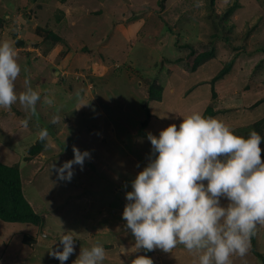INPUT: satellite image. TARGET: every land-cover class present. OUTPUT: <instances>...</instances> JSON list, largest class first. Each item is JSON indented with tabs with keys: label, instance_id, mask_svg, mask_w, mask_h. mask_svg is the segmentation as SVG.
<instances>
[{
	"label": "rangeland",
	"instance_id": "rangeland-1",
	"mask_svg": "<svg viewBox=\"0 0 264 264\" xmlns=\"http://www.w3.org/2000/svg\"><path fill=\"white\" fill-rule=\"evenodd\" d=\"M214 1L0 0V43L13 46L21 66L16 93L30 85L41 98L35 116L19 103L0 109V162L20 163L24 195L47 218L35 246L22 242L31 225L0 220V264H61L49 252L63 250L60 238L69 231L75 251L65 264L97 242L106 250L103 264L148 257L144 250L130 251L135 238L122 219L126 193L151 154L141 133L147 106L154 122L145 132L157 137L180 114L202 115L208 106L234 134L248 136L247 128L264 118V52H258L264 46V0ZM50 30L61 38L54 48L45 42ZM185 44L197 53L214 47L215 58L192 73L184 67L190 54ZM235 57L230 73L212 86ZM152 82L164 86L165 103H146ZM53 117L61 132L27 161V150ZM73 146L91 159L83 171L73 167L70 182L60 180L52 165L72 160ZM260 147L264 161V142ZM252 246L264 257V226L256 227L246 255H233L231 264H264ZM154 252L153 264H198L182 246Z\"/></svg>",
	"mask_w": 264,
	"mask_h": 264
},
{
	"label": "clouds",
	"instance_id": "clouds-1",
	"mask_svg": "<svg viewBox=\"0 0 264 264\" xmlns=\"http://www.w3.org/2000/svg\"><path fill=\"white\" fill-rule=\"evenodd\" d=\"M20 73L15 49L7 41L0 43V109L19 103L35 116L40 95L30 85L17 95ZM44 102L52 104L47 96ZM29 119L22 122L24 127ZM48 135L47 128L38 132L41 141ZM147 139L152 146L149 162L131 182L122 214L135 238L130 251L169 253L182 246L198 257V264H231L233 255L245 256L256 227L264 226V137L255 130L247 138L237 136L220 120L194 113L183 118L179 129L172 124L158 137L148 133ZM72 151V160L59 168L52 165L60 180L70 182L73 167L83 171L85 160L91 159L76 146ZM74 241L71 231L65 233L60 238L63 250L49 255L65 264L75 251ZM149 257L138 256L131 264H153ZM105 258L106 250L97 242L82 248L73 264H103Z\"/></svg>",
	"mask_w": 264,
	"mask_h": 264
},
{
	"label": "trees",
	"instance_id": "trees-1",
	"mask_svg": "<svg viewBox=\"0 0 264 264\" xmlns=\"http://www.w3.org/2000/svg\"><path fill=\"white\" fill-rule=\"evenodd\" d=\"M68 0H60L62 3H66ZM214 0H211V4H214ZM228 16L230 15V12H228ZM255 28V27H254ZM253 28V29H254ZM253 29H250L248 32V36L251 35L253 32ZM47 39H45V42L50 47L54 48L56 44H58L61 41V38L53 31H49L47 34ZM227 42H229L227 40ZM177 45V44H176ZM182 47L187 48L190 50V54L187 56L184 64L185 69L188 71L194 73L197 71V69L202 66L204 63L208 62L209 60L215 58V48L212 47L209 50L203 52V53H197L194 47L189 44H185ZM263 51L264 52V46H261L258 48V52ZM236 60V57L232 59L226 67H224L213 79L214 84L222 79L225 78L227 74L230 73L232 66L234 64V61ZM182 60H177L176 63H181ZM156 80V79H155ZM156 82V81H155ZM155 82H152L149 89V99L146 102L149 104L150 102H160L162 101L164 86L161 84H158ZM216 98V92L213 89V99ZM264 100V99H263ZM263 100L256 103V105H260ZM255 106V105H254ZM222 112V111H221ZM146 114L147 118L143 121L142 127L143 129L147 131L149 123L153 124V121L151 120L152 114L149 111L148 106L146 107ZM219 114V111L215 110L213 106H208L202 116L204 117H216ZM53 119L48 122V125L42 126L43 128H47L48 130V138L44 141H41L38 139L28 150H27V161H33L35 157L38 155H41L45 150L48 149L50 145V138L53 140L57 135L61 132L59 125V122L56 123L52 122ZM41 124L42 121H40ZM151 124V125H152ZM247 129V132H250L252 130L257 131L262 137H264V118L257 120L253 125H250ZM142 131L141 133L143 135H148L146 132ZM237 136H241L244 138H247L246 135L236 134ZM264 142V140H262ZM261 142V143H262ZM20 163L14 165H7L2 162H0V220L7 222V223H15V224H29L32 227V230L29 234H26L23 236L22 242L25 245L29 246H35L36 243V233L45 225V219L46 216L42 215L41 213H38L34 207L29 203V201L26 199L24 195L23 190V183H22V175H21V168ZM44 229V228H43ZM254 245V241H253ZM255 248L252 246V251L260 257L264 261V257H262L260 254L256 253L254 250Z\"/></svg>",
	"mask_w": 264,
	"mask_h": 264
},
{
	"label": "crops",
	"instance_id": "crops-1",
	"mask_svg": "<svg viewBox=\"0 0 264 264\" xmlns=\"http://www.w3.org/2000/svg\"><path fill=\"white\" fill-rule=\"evenodd\" d=\"M162 102H164L165 103V101H162ZM182 114H180L179 116L180 117H178V118H175V120L174 121H177V123H175V125H177V128L179 129V125H180V123H182L183 122V119L181 120V117H183V118H186L185 116H181ZM168 120H173L172 118L171 119H168ZM154 122V121H153ZM170 123V122H169ZM105 247H107V246H105ZM149 253H153L154 254V252L153 251H151V252H148V257H149Z\"/></svg>",
	"mask_w": 264,
	"mask_h": 264
}]
</instances>
